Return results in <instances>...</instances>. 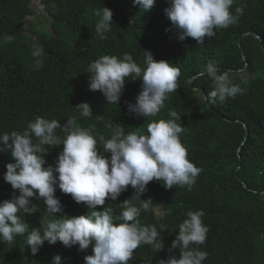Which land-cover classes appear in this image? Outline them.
Here are the masks:
<instances>
[{"label":"trees","instance_id":"obj_1","mask_svg":"<svg viewBox=\"0 0 264 264\" xmlns=\"http://www.w3.org/2000/svg\"><path fill=\"white\" fill-rule=\"evenodd\" d=\"M104 6L113 12V25L101 39L95 32V11ZM167 6V0H156L152 10L143 12L139 6L122 10L117 0H0V134L22 131L37 116L61 124L75 116L81 126L106 139L110 138L108 126L117 123L126 134H147L151 121L169 119V112L175 111L181 116L178 123L184 131L180 139L188 159L202 171L191 190L149 182L141 199L151 198L152 204L139 219L158 231L161 226L166 229L164 250L155 252L142 244L128 264H158L169 255L179 257V248L172 253L168 249L190 210L205 213L202 219L209 231L199 246L208 253L204 264H264V0H234L230 11L238 16L237 23L215 30L216 35L204 44L191 37L179 41L164 14ZM238 8L243 9L242 15L236 12ZM36 46L42 48L39 68L38 57L33 56ZM145 51L181 71L177 89L155 117H137L128 111V104L135 103L141 90L139 80L126 78L118 105L107 103L100 91L89 90L86 70L90 62L103 55L122 58L130 53L143 66ZM209 62L220 69L218 74L239 85L241 92L235 98L210 104L205 96L213 90L212 79L196 76L189 81ZM198 91L201 99H197ZM82 102L90 104L92 116L83 117L74 108ZM245 125L250 129L248 137ZM62 148L48 151L45 167L55 166ZM10 162V151L0 152V202L18 194L3 179ZM134 192L129 185L116 201L106 199L96 210L112 208L118 215L122 211L119 204ZM55 196L63 207L58 216L89 211L85 203H76L58 187ZM32 202L40 204L37 212L18 213L29 225V233L41 226L42 219H58L46 212L42 199ZM133 203L139 206L141 201L133 197ZM27 234L16 236L11 244L0 241V264H51L56 255L62 264H85L84 257L93 254L92 245L81 251L78 244L65 247L59 241H45L33 255Z\"/></svg>","mask_w":264,"mask_h":264},{"label":"clouds","instance_id":"obj_2","mask_svg":"<svg viewBox=\"0 0 264 264\" xmlns=\"http://www.w3.org/2000/svg\"><path fill=\"white\" fill-rule=\"evenodd\" d=\"M233 3L234 0H167L164 14L179 41L191 37L197 44H204L206 38L216 35L215 30L237 23L238 16L230 11ZM155 5L156 0H132L127 8L118 4L122 10L132 11L139 6L143 12L152 10ZM236 12L242 15L243 9L238 8ZM95 15L98 17L95 32L103 39L104 34L111 31L113 12L104 6L96 10ZM145 53L143 66L130 53H124L122 58L103 55L90 62L86 70L89 90L100 91L107 103L118 105L126 78L139 80L141 90L135 103L128 104V111L137 117H155L168 95L177 89L181 71L174 63L156 61L150 52ZM33 56L38 57L36 67H41L42 48L36 46ZM243 58L246 61L245 56ZM218 73L220 69L216 64L209 62L189 80L192 82L196 76L212 79L213 90L205 96L210 104L235 98L241 92L239 85L233 84L227 75ZM74 108L83 117L93 115L88 102ZM169 117L151 121L147 134H126L121 123L110 124L107 139L81 126L75 116L67 118L63 124L37 116L22 131L0 134V152L10 151L13 161L5 165L3 179L18 191L0 202V241L11 244L16 236L28 233L25 238L33 255L45 241L49 244L59 241L65 247L78 244L81 251L92 245L93 254L84 257L85 264H128L134 250L142 244L150 245L155 252L163 251L162 233L166 229L161 226L158 231L156 226L141 223V212L152 204L151 198L141 199V196L153 180L163 182L169 189L176 185L191 190L202 171L188 159L187 148L181 142L180 135L184 131L178 123L181 116L171 111ZM60 145L63 148L55 166L45 167V155ZM129 185L135 192L119 204L122 211L118 215L112 208L96 210L97 206L105 205L106 199L116 201ZM57 187L62 193L70 194L76 203H85L89 211L80 216L56 215L63 211L60 199L55 196ZM133 197L141 201L139 206L133 203ZM41 199L46 212L58 219H42L41 226L32 228L29 233V225L18 213L37 212L40 204L32 201ZM204 215L203 210L186 213L187 218L178 225V234L168 249L172 253L179 248V257L169 255L158 264H204L208 253L199 247L205 243L209 231L203 223ZM51 264H62L61 256H54Z\"/></svg>","mask_w":264,"mask_h":264},{"label":"rangeland","instance_id":"obj_3","mask_svg":"<svg viewBox=\"0 0 264 264\" xmlns=\"http://www.w3.org/2000/svg\"><path fill=\"white\" fill-rule=\"evenodd\" d=\"M132 0H118V4L123 7L127 8L131 4ZM197 99H201V93L198 91Z\"/></svg>","mask_w":264,"mask_h":264},{"label":"water","instance_id":"obj_4","mask_svg":"<svg viewBox=\"0 0 264 264\" xmlns=\"http://www.w3.org/2000/svg\"><path fill=\"white\" fill-rule=\"evenodd\" d=\"M245 131H246V137H248L250 129L248 127H246V125H245Z\"/></svg>","mask_w":264,"mask_h":264},{"label":"bare ground","instance_id":"obj_5","mask_svg":"<svg viewBox=\"0 0 264 264\" xmlns=\"http://www.w3.org/2000/svg\"><path fill=\"white\" fill-rule=\"evenodd\" d=\"M242 186H244L245 187V184L242 182ZM102 210V209H101Z\"/></svg>","mask_w":264,"mask_h":264}]
</instances>
